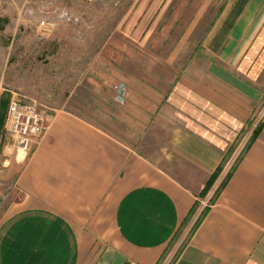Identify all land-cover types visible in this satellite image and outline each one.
Listing matches in <instances>:
<instances>
[{
	"label": "crops",
	"instance_id": "crops-1",
	"mask_svg": "<svg viewBox=\"0 0 264 264\" xmlns=\"http://www.w3.org/2000/svg\"><path fill=\"white\" fill-rule=\"evenodd\" d=\"M229 11L208 42L218 62L207 72L165 88L124 76V105L139 118L126 136L61 107L30 154L4 142L0 184L13 196L2 205L0 190V264H264V127L190 232L202 209L191 216L193 207L237 162L264 94V0ZM153 15L129 10L103 47H159ZM155 129L164 139L147 151L142 137Z\"/></svg>",
	"mask_w": 264,
	"mask_h": 264
},
{
	"label": "rangeland",
	"instance_id": "rangeland-1",
	"mask_svg": "<svg viewBox=\"0 0 264 264\" xmlns=\"http://www.w3.org/2000/svg\"><path fill=\"white\" fill-rule=\"evenodd\" d=\"M258 2L0 0V99L4 96L7 100V111L13 95L36 101L45 115L46 123L48 115L55 109L67 108L104 130L126 136L139 118L124 105L127 97L121 96V90L117 88L124 86L126 91L129 88L124 76L135 79L142 77L165 88L166 81L174 77L182 74L195 77L207 72L209 65L217 61L213 48L208 46L214 30L227 24L225 20L229 18L227 14H230V9L253 7ZM131 9H141L146 17L141 18L146 21L154 14L150 23L158 28L153 32L152 39L160 44L159 47H103L108 35ZM43 19L49 22L46 30L39 26ZM118 73H121V79ZM261 78L260 85L264 92V72ZM119 117L121 123L118 122ZM263 121L264 94L241 134L242 138L248 130L251 133L245 147ZM3 134L2 145L9 141L20 146L19 139L10 135L6 126ZM142 139L148 151L149 142L158 143L164 139L163 132L155 129L153 134H146ZM36 141L27 149H19L30 154ZM1 159L0 149V166ZM0 190L6 191V196L2 198V205H5L13 196L12 183L0 184ZM216 190L202 205L197 202L191 216L202 207L199 218L210 207ZM200 196L205 197L202 192ZM181 234L182 230L169 250L174 248ZM186 239L175 247V255ZM172 261L173 258L168 264H172Z\"/></svg>",
	"mask_w": 264,
	"mask_h": 264
},
{
	"label": "built area",
	"instance_id": "built-area-1",
	"mask_svg": "<svg viewBox=\"0 0 264 264\" xmlns=\"http://www.w3.org/2000/svg\"><path fill=\"white\" fill-rule=\"evenodd\" d=\"M39 26L46 30L49 28V22L43 19ZM117 88L124 97L126 88L124 86ZM5 126L10 135L19 139L20 147L27 149L32 142L43 135L46 128L45 115L36 101L13 95L8 105Z\"/></svg>",
	"mask_w": 264,
	"mask_h": 264
},
{
	"label": "trees",
	"instance_id": "trees-1",
	"mask_svg": "<svg viewBox=\"0 0 264 264\" xmlns=\"http://www.w3.org/2000/svg\"><path fill=\"white\" fill-rule=\"evenodd\" d=\"M7 100L5 99V97H1L0 99V149L2 147V143L4 140V134L3 132L5 131V119H6V115H7ZM264 127V121L263 123H261V125L253 132L252 137L249 141V143L247 144V146L245 147L244 151L242 152L241 156L237 159V162H235V164L233 165V167L231 168V170L228 172V174L226 175V178L221 182V184L219 185V187L217 188L216 192H215V196L212 199V203H214L217 199V197L220 195L221 191L224 189V187L227 185L229 179L232 176V173L234 171V168L236 167V164L240 161V158L242 157L243 153L252 145V143L257 139V137L259 136L260 132L262 131ZM224 163L221 164L217 170L210 176V178L208 179L205 188L202 191V195L205 196L210 189L212 188V186L214 185L215 181L217 180V178L219 177V174L221 173L222 169H223ZM197 204V203H196ZM195 204V206H196ZM195 206L193 207L191 214L193 213ZM210 207H207L202 215L198 218V220L196 221L193 229L191 230V232H193L196 227L200 224V222L202 221V219L204 218V216L208 213Z\"/></svg>",
	"mask_w": 264,
	"mask_h": 264
}]
</instances>
